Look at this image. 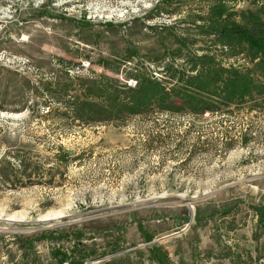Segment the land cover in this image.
Masks as SVG:
<instances>
[{
    "label": "rangeland",
    "instance_id": "1",
    "mask_svg": "<svg viewBox=\"0 0 264 264\" xmlns=\"http://www.w3.org/2000/svg\"><path fill=\"white\" fill-rule=\"evenodd\" d=\"M221 2L226 19L257 13L264 20V0ZM216 4L0 0V81L10 79L13 87L21 82L15 74L57 75L59 56L72 62L74 75L95 72L133 87L123 76L129 68L170 86L169 75L185 76L192 56L232 62L199 27ZM8 92L1 101L13 100ZM43 113L38 107L29 114L0 112V157L20 151L40 174L33 185L0 188V264L33 258L54 264L49 249L55 243L70 250L74 233L89 256L85 264H146L154 243L170 264H264V232L252 210L264 206V101L222 116L153 106L122 122L92 126ZM230 136L232 146H224ZM63 154L68 162L61 169L57 156ZM46 231L59 239L22 249L26 238ZM111 247L116 251L109 253Z\"/></svg>",
    "mask_w": 264,
    "mask_h": 264
},
{
    "label": "trees",
    "instance_id": "2",
    "mask_svg": "<svg viewBox=\"0 0 264 264\" xmlns=\"http://www.w3.org/2000/svg\"><path fill=\"white\" fill-rule=\"evenodd\" d=\"M211 12L206 24L201 20L202 26L199 27L205 30L201 32L210 37L221 55L232 59L226 66L219 62L214 63V57L205 53L192 56V67L187 70L185 76L179 78L169 75L170 86H165V82L153 76L127 68L123 76L133 80V87H130L112 77L95 72L86 75L71 74L69 71L72 70V62L57 56V75L43 76L35 80L15 74L21 78V82L13 87H10V79L0 81V99H6L10 89L13 93V100H0V112L29 114L33 112L34 107H38L44 112L43 117L57 119L62 123L67 121L92 126L122 122L142 114L153 106L171 112H197L199 116L204 111L214 116H222L232 114L233 110L256 109L264 101V20L257 13L240 14L239 20L226 19L229 14L225 15L226 8L221 0L212 6ZM130 59V56L125 58L126 62ZM98 65L113 71L103 60H100ZM33 97L36 100H31ZM176 100L180 102L179 106L174 104ZM245 135L248 134L242 135L243 145L247 144ZM230 137L228 142H224V146H232L234 140ZM57 159L60 168L64 169L68 162L65 154L57 156ZM28 164L29 161L22 152H4L0 157V188L38 183L39 168L29 167ZM252 210L264 232V206H253ZM193 220L197 223L200 218L194 216ZM74 234L72 239L76 244L70 250H62L55 243L50 244L53 247L49 249L48 254L54 264H85L89 256L86 250L78 248L81 236ZM55 236L58 239L60 237L54 235L53 231H46L38 237L26 238L25 245L21 247L32 252L35 241L58 240ZM151 239L146 236L144 242H150ZM115 251L116 248L111 247L109 253ZM106 254L100 253L99 257ZM33 259L25 261V264H35ZM145 259L146 264H170L168 254L155 243L148 246ZM113 262L114 260H109L98 264Z\"/></svg>",
    "mask_w": 264,
    "mask_h": 264
},
{
    "label": "water",
    "instance_id": "3",
    "mask_svg": "<svg viewBox=\"0 0 264 264\" xmlns=\"http://www.w3.org/2000/svg\"><path fill=\"white\" fill-rule=\"evenodd\" d=\"M10 117V116H9ZM11 117H13V116H11ZM190 208V207H189ZM191 214H192V212H191ZM263 227H264V224H263Z\"/></svg>",
    "mask_w": 264,
    "mask_h": 264
}]
</instances>
